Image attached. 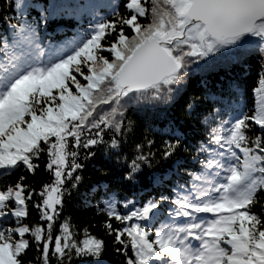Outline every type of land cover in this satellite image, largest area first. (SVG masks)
Segmentation results:
<instances>
[{
	"label": "snow or ice",
	"instance_id": "snow-or-ice-1",
	"mask_svg": "<svg viewBox=\"0 0 264 264\" xmlns=\"http://www.w3.org/2000/svg\"><path fill=\"white\" fill-rule=\"evenodd\" d=\"M196 71L223 76L169 116ZM109 254L264 264V0H0V264Z\"/></svg>",
	"mask_w": 264,
	"mask_h": 264
},
{
	"label": "trees",
	"instance_id": "trees-1",
	"mask_svg": "<svg viewBox=\"0 0 264 264\" xmlns=\"http://www.w3.org/2000/svg\"><path fill=\"white\" fill-rule=\"evenodd\" d=\"M236 71L239 72V69H237ZM258 71L259 62H251V67L249 69L248 75L245 77V79L250 85H254L257 79ZM221 76H223L222 73L218 74L216 72H208L206 74H202L199 71L194 72L186 86L185 91L181 94V98L178 99V102L171 109L168 110V115L183 119L184 117L181 112V104L183 103V100L187 99L193 92L198 90L202 91L199 81L202 78H207L210 82L216 83L218 82ZM129 115L133 120L137 121V123H141L143 120H154L156 127H159L160 124L163 123V119L161 117H158L156 113L151 111L147 113L130 112ZM140 131H143L142 126L140 129H138L137 134H139ZM163 167L167 168L168 165L164 164ZM82 175L83 181L80 187V193H83L87 188H90L96 184H108L110 185L112 190L119 192L121 195H132V192L126 186H121L117 183L115 175L101 177L98 173L94 172L90 166L86 167ZM38 179H40V177H38ZM64 215L70 216L73 220V223L79 226H83L84 224H88L90 226L94 225L95 227L92 228L94 232L98 234L102 232L99 227L100 218L94 215V212L91 208H85L82 205L81 196L79 194H74L71 200L67 203ZM108 260L109 264H117L118 258L112 257L111 254H109Z\"/></svg>",
	"mask_w": 264,
	"mask_h": 264
}]
</instances>
